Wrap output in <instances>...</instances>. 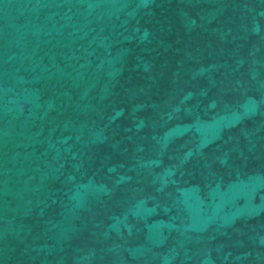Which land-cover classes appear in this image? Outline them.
<instances>
[{
    "label": "water",
    "instance_id": "95a60500",
    "mask_svg": "<svg viewBox=\"0 0 264 264\" xmlns=\"http://www.w3.org/2000/svg\"><path fill=\"white\" fill-rule=\"evenodd\" d=\"M0 264H264V0H0Z\"/></svg>",
    "mask_w": 264,
    "mask_h": 264
}]
</instances>
